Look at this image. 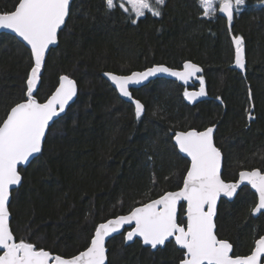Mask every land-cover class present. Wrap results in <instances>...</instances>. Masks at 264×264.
Instances as JSON below:
<instances>
[{
  "label": "trees",
  "instance_id": "16d2710c",
  "mask_svg": "<svg viewBox=\"0 0 264 264\" xmlns=\"http://www.w3.org/2000/svg\"><path fill=\"white\" fill-rule=\"evenodd\" d=\"M16 3L0 0V12ZM125 8L109 10L105 0H72L34 91L44 102L62 74L78 87L75 101L49 127L41 152L20 169L22 181L9 204L17 240L54 254L84 250L100 222L179 188L189 161L173 142L178 130L216 125L214 142L226 181L236 180L243 169L264 171V3L245 0L230 26L222 12L204 17L198 0H166L158 17L146 12L137 18ZM234 35L244 38V71L234 63ZM187 60L202 66L211 98L187 103L185 87L156 78L131 89L144 105L139 119L102 76L154 64L179 68ZM32 63L21 41L0 32V122L25 98ZM256 201L243 186L232 201L219 202L216 232L233 244L236 255L249 254L254 240L264 236V211L252 214ZM184 212L181 203L182 224ZM107 248V264H179L184 257L172 240L151 250L138 239L125 244L123 233Z\"/></svg>",
  "mask_w": 264,
  "mask_h": 264
},
{
  "label": "snow or ice",
  "instance_id": "6c2138e0",
  "mask_svg": "<svg viewBox=\"0 0 264 264\" xmlns=\"http://www.w3.org/2000/svg\"><path fill=\"white\" fill-rule=\"evenodd\" d=\"M71 0H18L14 10L0 12V28L12 30L30 46L32 65L26 77L25 98L15 103L0 122V264H106V237L117 233L126 224L134 222L135 227L125 235V241L141 237L143 243L156 248L164 245L170 237L184 250L180 264H262L264 261V236L254 240V247L247 255L234 254L233 244L218 238L216 232L217 200L221 194L232 197L237 188L245 182L258 193V203L253 213L264 210V171L260 169L241 170L239 180L225 182L221 177L222 152L214 142L216 125L198 131L191 128L174 133L179 150L191 158L190 167L178 191L165 192L158 199L133 207L127 215H119L95 226L87 247L76 255L65 257L54 254L44 247L21 238L17 240L10 228L9 201L13 186L22 181L18 165L42 150V142L50 121L64 112L66 105L77 93L76 81L68 75L59 77V86L40 102L34 91L41 78V69L49 46L55 44L58 30L66 23L70 14ZM107 8L115 7L114 0H105ZM130 11L137 18L150 12L160 16V6L166 0H125ZM264 3V0H260ZM203 16L212 18L217 11L225 13L229 26L234 18V8L240 10L245 0H198ZM124 7V4H121ZM129 11V8H125ZM133 23H136L133 20ZM235 65L245 70L244 38L233 36ZM202 69L191 61H185L182 70L156 65L142 72L130 75L104 73L115 85L119 94L135 105V115L140 118L144 105L133 99L129 88L158 73L171 75L187 84L193 78L200 83L198 91L185 89L184 96L194 101L203 97L205 82ZM249 97L251 90L249 89ZM219 100L220 98L217 97ZM248 119L252 120L251 111ZM186 202L184 212L186 223H178V205Z\"/></svg>",
  "mask_w": 264,
  "mask_h": 264
},
{
  "label": "water",
  "instance_id": "95a60500",
  "mask_svg": "<svg viewBox=\"0 0 264 264\" xmlns=\"http://www.w3.org/2000/svg\"><path fill=\"white\" fill-rule=\"evenodd\" d=\"M71 2H72V0H71ZM71 2H70V4H71ZM123 8H125V7H123ZM14 10V9H13ZM222 15L224 16V17H226V14L225 13H222ZM227 18V17H226ZM66 20H67V18H66ZM64 26V25H63ZM63 26H62V28H63ZM61 28V29H62ZM60 29V30H61ZM60 30H58V34H59V32H60ZM0 32H6V33H9V34H12V35H14L19 41H21L29 50H30V46H28L27 45V43L25 42V41H23L22 40V38H20L17 34H15L14 32H12V30H10V29H6V28H0ZM57 43H58V38H57V42L55 43V44H52V45H50L49 46V48H48V50L46 51V54H45V60H46V57H47V55H48V53H49V50L51 49V48H53V47H55L56 45H57ZM244 56H245V52H244ZM187 61H190V60H187ZM192 62V61H191ZM45 63V62H44ZM192 63H194V64H197V63H195V62H192ZM156 65H164V66H166V67H169V68H173V69H177V70H182L183 69V65H184V62L182 63V65H181V67H179V68H175V67H170V66H168V65H166V64H154V65H152V66H149V67H146V68H144V69H142V70H134V71H131V72H129V73H126V74H119V73H114V72H111V73H114V74H117V75H130L132 72H142V71H145L147 68H150V67H153V66H156ZM201 69H202V72H203V68H202V66L201 65H199V64H197ZM43 69H44V64H43V66H42V69H41V74H42V72H43ZM241 70V69H240ZM242 71H244V70H242ZM108 72H110V71H105V72H103L102 73V76L111 84V86L117 91V93H118V95H119V97L121 98V99H123L124 101H127V102H129V103H131L133 106H134V108H135V105L128 99V98H126V97H123V96H121L120 94H119V92H118V90L116 89V87H115V85L112 83V81L110 80V78H108L107 76H105L104 75V73H108ZM202 72L201 73H198L197 75H201L202 74ZM62 75H66V74H62ZM70 77V76H69ZM71 78V77H70ZM156 78H166V79H171V80H174V81H177L180 85H182L183 87H185L188 91H198L199 90V88H200V83H199V81L197 80V79H195V78H193V79H191V80H189L188 82H187V84H185L184 82H182V81H180V80H178L177 78H175V77H173V76H171V75H168V74H161V73H158V74H156L155 76H152V77H149L147 80H144V81H142L141 83H139V84H132V85H130V88H129V90H130V92L132 93V91H131V89H135V88H139V87H142V86H144V85H146L147 83H149L150 81H152V80H154V79H156ZM71 79H73V78H71ZM74 80V79H73ZM39 84H40V81H39V83H38V86H39ZM76 85H77V83H76ZM37 86V87H38ZM59 86V80H58V84H57V86L56 87H58ZM54 91H55V89H54ZM53 91V92H54ZM205 91H206V95L205 96H203V97H198L197 99H195L194 101H190V100H188L185 96H184V99H185V101L187 102V103H190V104H195V103H197V102H199V101H201V100H205V99H208V98H211L209 95H208V92H207V88L205 87ZM77 92H78V87H77ZM52 94V93H51ZM50 94V95H51ZM76 96H77V93H76V95L73 97V99L71 100V101H69V103H68V105H66V107H65V110H64V112H62V113H60V115L58 116V117H54L53 118V121H50V126L53 124V122L57 119V118H59L60 116H62V115H64V113L66 112V110L68 109V107L75 101V99H76ZM132 97H133V99H137V98H135L134 96H133V94H132ZM137 100H139V99H137ZM21 102V101H20ZM19 103V102H18ZM142 103V102H141ZM143 104V103H142ZM14 106V105H13ZM12 106V107H13ZM11 109V108H10ZM10 111V110H9ZM144 111V110H143ZM6 118V117H5ZM49 126V127H50ZM208 127H210V126H208ZM207 128V127H206ZM49 129V128H48ZM48 129L46 130V134H47V131H48ZM205 129V128H204ZM204 129H202V130H204ZM187 130H189V129H187ZM187 130H178V131H187ZM202 130H198V131H202ZM215 131V130H214ZM177 132V131H176ZM46 137V136H45ZM213 137H214V133H213ZM45 140V139H44ZM173 142H174V144L176 145V143H175V140H174V135H173ZM43 144H44V141L42 142V148H43ZM176 147H177V149H178V151H179V153L183 156V157H185L188 161H189V166H188V168L190 167V164H191V158L190 157H188L187 156V154L186 153H183V152H181L180 150H179V148H178V146L176 145ZM39 154V153H38ZM38 154H35L33 157H30L29 158V161L28 162H25L24 164H21V165H18V170L20 171V169L21 168H25V167H27L28 165H29V163L36 157V156H38ZM253 169H258V168H253ZM222 170H223V156H222V161H221V177H222ZM243 170H248V171H250V170H252V169H243ZM241 171V170H240ZM239 171V172H240ZM239 172H238V175H237V178H236V180H231V181H226L225 180V182H236V181H238L239 180ZM186 173H187V171H186ZM186 173H185V176H186ZM20 174H21V172H20ZM184 176V177H185ZM22 177V176H21ZM184 179V178H183ZM222 179H223V177H222ZM20 185V184H19ZM19 185H16V186H13L12 187V189H11V193H10V201H11V197H12V191L13 190H15ZM243 186H248V187H250V189L255 193V195H256V197H257V201H256V204L258 203V193H256L255 192V190L254 189H252L251 188V186L250 185H248L246 182L244 183V184H241L238 188H237V190H236V192L233 194V196L232 197H228V196H225V195H223V194H221V196L219 197V199L217 200V206H216V213H217V208H218V205H219V202H220V200L223 198V199H225V200H228V201H232L233 199H234V197L236 196V194L238 193V191H239V189H241ZM181 187H183V182H182V185L179 187V188H177V189H175V190H169V191H166V192H170V191H178ZM165 193V192H164ZM163 193V194H164ZM163 194H161V195H163ZM159 198V196L158 197H156V198H154V199H158ZM152 200V199H151ZM10 201H9V204H10ZM147 202H150V200L149 201H147ZM147 202H145V203H147ZM181 203H184L185 204V210H186V207H187V204H186V202H181ZM180 203V204H181ZM179 204V205H180ZM255 204V205H256ZM142 205V204H141ZM141 205H138V206H135V207H139V206H141ZM179 205H178V212H179ZM255 207V206H254ZM253 207V208H254ZM8 208H9V205H8ZM264 210H261L260 212H256V213H253L252 212V214H253V216H257V215H259L261 212H263ZM9 213H10V211H9ZM129 213V211L127 212V213H124V214H119V215H127ZM119 215H116V216H119ZM116 216H113V217H110V218H108V219H113V218H115ZM185 217V216H184ZM216 217V216H215ZM215 217H214V221H215ZM10 219H11V214H10ZM108 219H106V220H108ZM105 220V221H106ZM105 221H102V222H105ZM102 222H100V223H102ZM179 223V222H178ZM185 223H186V218H185ZM9 224H10V220H9ZM133 227H135V224H134V222L132 223V224H126V225H124L121 229H120V231L119 232H117V233H113L111 236H109V237H106V239H105V246H106V250L108 251V248H107V244H108V242H109V240L112 238V237H114V236H116V235H119V234H124V237H125V235H126V233L128 232V231H130ZM11 228V227H10ZM95 231V230H94ZM94 234V233H93ZM219 238V237H218ZM125 239V238H124ZM135 239H138V240H140L141 242H142V244L144 245V246H146V247H150L151 248V250H156V249H158V248H162V247H164L165 246V244L167 243V242H169V241H174V243H175V238L174 237H170L169 238V240L168 241H166L165 242V244L164 245H158L155 249L154 248H152L150 245H146V244H144L143 243V239L141 238V237H134L133 238V240H131V241H125V244H130V243H132ZM176 244V243H175ZM177 245V244H176ZM178 247H180L179 245H177ZM254 247V246H253ZM83 251V250H82ZM107 251H106V256H107ZM79 253V252H78ZM78 253H76V254H78ZM0 254H2V253H0ZM76 254H74V255H76ZM247 255V254H246ZM66 257V256H65ZM68 257H70V256H68ZM184 258V257H183ZM107 260H108V257H107V259H106V264H107ZM180 264V263H179ZM262 264H264V261H262Z\"/></svg>",
  "mask_w": 264,
  "mask_h": 264
},
{
  "label": "rangeland",
  "instance_id": "374dc122",
  "mask_svg": "<svg viewBox=\"0 0 264 264\" xmlns=\"http://www.w3.org/2000/svg\"><path fill=\"white\" fill-rule=\"evenodd\" d=\"M115 6L116 5H121L122 3L124 4V7H128L130 9V7L126 4L125 0H114ZM219 5V0H217V7ZM241 8V6H240ZM234 12H237L234 8Z\"/></svg>",
  "mask_w": 264,
  "mask_h": 264
}]
</instances>
